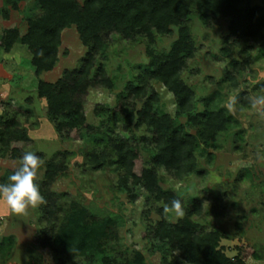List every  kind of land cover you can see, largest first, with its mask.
I'll use <instances>...</instances> for the list:
<instances>
[{
    "label": "rangeland",
    "instance_id": "obj_1",
    "mask_svg": "<svg viewBox=\"0 0 264 264\" xmlns=\"http://www.w3.org/2000/svg\"><path fill=\"white\" fill-rule=\"evenodd\" d=\"M250 3L264 7V0ZM39 14L32 0L21 1L18 9L0 0V133L4 132L0 183L7 182L26 151L42 161L39 181L44 180L47 163L61 159L65 168L47 186L55 196L53 218H47L43 210L45 198L23 215L12 213L0 201V264H45V260L50 264H191L167 239L155 234L161 219L171 225L188 219L197 234L218 230L223 235L218 248L231 260L264 264V118L248 103L250 97L264 94V29L263 37L246 40L230 31L229 17L208 26L195 15L186 20L195 51L185 58L181 78L194 91V113L223 109L230 118L229 125L215 135L204 118L178 116L176 97L162 81L153 78L147 84L149 94H158L154 106L177 118L184 126L182 132L196 134L192 146L196 168L179 176L174 168L155 162L158 151L152 132L138 122V114L131 120L124 118V112H137L148 99L132 98L125 91L127 85L153 55L172 49L179 38L178 27L156 34L152 42L142 36L106 35L103 52L93 53L90 84L79 95L80 111L90 127L81 125L79 130L65 132L57 128L62 118L53 119L47 99L39 96V83H55L65 71L78 68L89 58L90 48L83 44L75 25L66 27L60 32L54 66L36 73L28 46L16 42L6 50L2 37L11 28L25 34L28 17ZM102 73L112 81L111 87L93 82ZM230 101L235 102L231 111ZM13 134L23 139L10 145L16 139ZM118 137L137 144L143 165L154 166L158 184L181 200L183 216L172 211L165 214L167 203L157 198V192L127 177L115 154ZM13 146L18 149L15 156ZM125 178L129 179L126 186ZM73 206L87 213L89 223L111 222L100 249L88 259L71 258L66 245L48 240L45 246L40 239L51 224L56 229L66 220Z\"/></svg>",
    "mask_w": 264,
    "mask_h": 264
},
{
    "label": "trees",
    "instance_id": "obj_2",
    "mask_svg": "<svg viewBox=\"0 0 264 264\" xmlns=\"http://www.w3.org/2000/svg\"><path fill=\"white\" fill-rule=\"evenodd\" d=\"M14 9H18L21 1L4 0ZM39 8L40 14L28 17L29 27L25 34L18 28L5 30L2 41L6 50L13 44L20 42L26 44L32 53V65L36 73L51 69L58 56L60 32L66 27L75 25L80 38L90 48L89 58L83 61L75 70H67L57 82L39 83V96L45 97L48 103V112L53 119L62 118L57 128L60 131H76L81 125L86 124L81 112V99L79 95L85 93L90 84L89 75L94 64L93 53L103 52L105 36L115 34L120 37L135 39L138 36L146 37L153 41L156 34H166L172 27H178L179 38L174 42L172 49L163 54L153 55L150 64L127 85L125 91L132 93V98L148 96L144 105L137 112L133 110L124 112V118L131 120L138 114V122L152 132L153 144L158 154L155 162L163 163L167 168H174L179 176L192 172L196 168V158L193 147L196 144V134L182 132L184 127L177 118H172L167 112L154 106L158 100L157 93L149 94L147 84L155 78L162 81L174 94L178 103L177 114H188L190 118L196 116L205 119V125L210 127L212 135L216 131L229 125L230 118L222 109L211 113H194L196 102L194 91L182 80L181 70L185 66V58L192 57L195 43L191 38L188 22L189 16H197L205 25H211L216 20L224 17L231 18L229 29L233 34L244 39L263 37L264 7L253 6L250 0H32ZM153 54V53H152ZM101 82L108 87L112 81L101 74ZM14 135V134H13ZM16 135L12 145L23 139ZM14 135V136H15ZM211 135V136H212ZM4 132L0 133L3 139ZM114 145L117 161L125 168L127 177L133 183H143L149 192H157V198L170 204L173 199H178L169 190L163 189L158 184L157 173L154 166L147 168L141 161L137 144L132 140L118 137ZM24 141L26 138L24 137ZM17 147L13 146L12 155L15 156ZM62 160L49 162L46 165L44 180L39 181L40 191L46 201L43 210L47 218L56 215L53 192L48 189V184L64 170ZM128 178L124 179L125 186ZM54 196V197H53ZM87 214V213H86ZM85 211L78 206L65 215L67 218L59 223L56 229L51 224L50 230H44L40 239L44 242L51 240L54 244L58 241L66 245V253L73 257L88 259L100 249V240L109 234L108 219L105 222L89 223ZM49 222V221H48ZM155 234L160 240L167 239L173 248L180 250L188 263L191 264H243L238 260H231L218 248L222 233L218 230L196 233L195 224L188 219L181 223L171 225L166 219L157 222ZM55 228V226H54ZM53 244V243H52Z\"/></svg>",
    "mask_w": 264,
    "mask_h": 264
},
{
    "label": "clouds",
    "instance_id": "obj_3",
    "mask_svg": "<svg viewBox=\"0 0 264 264\" xmlns=\"http://www.w3.org/2000/svg\"><path fill=\"white\" fill-rule=\"evenodd\" d=\"M248 103L264 118V94L250 97ZM234 104V101L229 102V111L233 109ZM41 163L36 153L26 151L21 157L19 167L8 176L7 182L0 183V201H3L12 213L23 215L30 206L36 207L43 202L44 197L39 185ZM163 211L165 214L172 211L177 217L184 215L180 199H173L170 204L164 206ZM45 264H50V261L45 260Z\"/></svg>",
    "mask_w": 264,
    "mask_h": 264
}]
</instances>
